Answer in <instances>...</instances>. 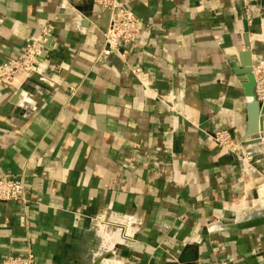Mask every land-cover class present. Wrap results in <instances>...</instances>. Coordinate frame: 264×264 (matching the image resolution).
Wrapping results in <instances>:
<instances>
[{
    "label": "crops",
    "instance_id": "crops-1",
    "mask_svg": "<svg viewBox=\"0 0 264 264\" xmlns=\"http://www.w3.org/2000/svg\"><path fill=\"white\" fill-rule=\"evenodd\" d=\"M123 1L139 35L100 56L94 0H0V64L51 28L43 74L0 86V177H23L28 199L0 203V264L28 250L35 264H264V226L213 230L264 209L244 56L248 29L264 62V0ZM224 129L240 155L210 138ZM110 213L123 226L99 222Z\"/></svg>",
    "mask_w": 264,
    "mask_h": 264
},
{
    "label": "built area",
    "instance_id": "built-area-1",
    "mask_svg": "<svg viewBox=\"0 0 264 264\" xmlns=\"http://www.w3.org/2000/svg\"><path fill=\"white\" fill-rule=\"evenodd\" d=\"M102 10L108 13V25L105 31V41L100 56H109L117 53L125 56L127 50L121 51L120 47L128 46L139 35L140 18L127 7L123 0H94ZM51 32V28L43 29L40 38L26 45L18 58L0 64V86H11L19 75H39L42 70L43 46ZM132 74L146 89L149 88L150 74L141 66L130 67ZM254 76V97L261 102L264 99V62L259 61L253 67ZM43 78V77H42ZM161 97V96H160ZM162 99V97H161ZM164 100V99H162ZM165 101V100H164ZM167 102V101H165ZM210 138L217 143L221 150L240 155L242 145L235 142L229 130H219L210 135ZM20 201L28 202L27 185L23 177H0V203ZM101 224L112 226H123V222L114 219L112 213L105 218H98ZM35 254L32 250L18 255H10L4 258L1 264H35ZM106 264H127L121 261H109ZM219 264H233L229 259L222 260Z\"/></svg>",
    "mask_w": 264,
    "mask_h": 264
},
{
    "label": "water",
    "instance_id": "water-1",
    "mask_svg": "<svg viewBox=\"0 0 264 264\" xmlns=\"http://www.w3.org/2000/svg\"><path fill=\"white\" fill-rule=\"evenodd\" d=\"M245 39V54L246 57V73L249 75L250 83L248 85V118L245 136L250 138L246 140L248 145L258 144L261 142V135L264 133V99L259 102L254 97V76H253V52L251 48V40L249 36V30L246 29L244 34ZM48 38L46 39V41ZM46 51V46H43ZM46 52H42L41 57H45ZM253 137V138H251ZM264 226V209L255 210L247 214L240 220H233L228 222H218L213 225V230L219 231H239L246 229L259 228ZM123 234V233H122ZM123 241L119 243V247L127 246L128 241L133 240L134 234L131 231L125 232L122 235ZM120 253V252H119ZM121 254V253H120Z\"/></svg>",
    "mask_w": 264,
    "mask_h": 264
}]
</instances>
